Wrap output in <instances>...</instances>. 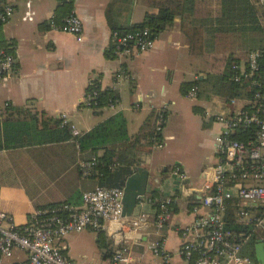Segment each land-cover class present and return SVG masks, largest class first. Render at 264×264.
<instances>
[{
	"label": "crops",
	"instance_id": "0c3cea01",
	"mask_svg": "<svg viewBox=\"0 0 264 264\" xmlns=\"http://www.w3.org/2000/svg\"><path fill=\"white\" fill-rule=\"evenodd\" d=\"M166 1L168 0H73L71 6H66L57 0H33L32 8L35 12V20L31 23L22 22L21 18L25 7L23 2H16L13 16L3 24L1 29V38L7 42L3 47L10 49L15 62L12 71L0 83V120H3L7 115H12L16 119V117L21 118L29 114L36 116L39 120L38 129H41L42 119L60 120L61 115H66L68 126L83 134L96 125L94 127L86 126V131H80L72 127L71 115L78 112L81 107H87L84 104V99L90 82L96 81L101 90L111 89L118 93V101L114 105L106 107L111 110H114V107L121 102L120 93L123 85L128 84L132 108L135 112L139 111L138 116L143 119L138 129L152 111L157 112L162 109L166 113V120L161 131L162 146L161 148L153 146L149 159L141 165L150 172L154 163L155 149H163L164 142H171L174 139L173 136L163 133L171 110L164 98L163 86L157 95L156 90L152 88L155 86V82L151 81L149 83L151 87L148 86L145 80L140 77L141 73L138 70H141V64L145 61L158 57L159 43L162 44V41L157 36L154 48L150 52L121 60L114 55L112 50L111 26H128L140 23L134 19L136 13L142 16L143 20L145 14L157 13ZM180 1L182 2V0ZM3 2L4 0L1 2V7ZM195 7L196 17L203 19L207 15L215 14L217 1L196 0ZM70 8L74 9L83 24L84 36L81 42H78L74 36L54 31L49 26L51 19L55 18L59 21ZM191 26L188 20L182 23L181 18H175L173 27L164 32L167 34L164 41L166 46H172L173 39L176 41L174 44L176 47L184 44L187 50L183 55L185 59H191V55L194 54L190 52V45H199L205 38L200 29L196 31L198 28L195 29ZM217 44L219 45V42ZM197 59L201 60V58ZM151 71H156V69ZM160 71L164 79L169 80L171 71L168 67L164 66ZM196 71H198L197 67L190 82L204 74V72L196 73ZM201 95H204L202 98L206 100L205 103L208 104L209 110L203 106H194L192 112H202V129L213 131L212 140L205 141L198 152L201 155L199 180L203 184L204 177L211 176L212 169L218 159L215 138L221 128L215 122L214 116L223 111L225 104L208 93L203 92ZM185 97L190 100L198 99L197 97L189 98L187 94ZM194 109L197 111L194 112ZM210 109L215 113H210ZM16 110H22V112L17 113ZM93 114H95L94 110ZM116 114L122 113L114 110L107 118ZM202 129V134L206 133ZM137 131L132 135L128 133V136L132 137ZM79 161H81L79 151L73 142L57 146L41 144L1 150L0 215L8 217L13 225L22 226L38 207L61 204L65 201L76 204L77 199V202H81L82 205L78 195L82 197L84 187L90 186V182L83 181L79 169L77 171L76 166ZM180 166V163H175L173 166L161 167L155 175H152V172L150 174L152 177L164 179L176 173L180 178V189L179 192L171 193L169 198L185 199L197 206L200 196L197 194L188 196L186 191L200 187L189 185V179ZM183 175L184 179L181 178ZM160 187L154 183L149 184L148 197L151 192L157 191L165 198ZM192 197L196 199H192ZM139 208L140 214L148 215L147 224L142 227L137 236L132 235L128 228H124L118 233H103L106 241L110 242V249L114 251L120 248H129L138 264H185L179 255L182 242L180 230L193 222L195 216L192 210L190 212L179 210L166 226L158 230L152 224L154 209L150 205ZM144 210L145 212H143ZM203 213L206 212H200V214ZM178 214H181L180 225L175 223V216ZM92 232L85 230L76 234L91 235ZM93 233H95V245H93L90 255L72 252L74 247V242L71 239L72 234L67 235L60 243L62 255L75 264H111L112 257L107 258L105 251L99 249L97 234ZM257 236L261 243L264 240V231L258 230ZM156 240H163V249L167 255L166 263L164 258L154 256L148 249L149 243ZM98 254L104 262L100 261ZM25 258L26 256L22 252L17 251L13 262Z\"/></svg>",
	"mask_w": 264,
	"mask_h": 264
},
{
	"label": "built area",
	"instance_id": "2783aa9c",
	"mask_svg": "<svg viewBox=\"0 0 264 264\" xmlns=\"http://www.w3.org/2000/svg\"><path fill=\"white\" fill-rule=\"evenodd\" d=\"M60 4L71 6L73 0H57ZM261 8L260 23L264 36V0H257ZM23 2L25 11L22 22L35 20L33 0H4L0 11V23L5 24L14 14L15 3ZM52 30L72 35L78 42L83 40V24L74 9L59 21H49ZM156 38L151 30L145 28L128 33H112L111 45L114 55L127 60L150 52ZM14 57L7 47H0V83L14 67ZM232 81L241 84L250 79L252 97L230 99L222 112L214 116L221 130L215 138L218 154L211 176L204 177L199 189H188V196L197 194L200 200L194 206L193 222L180 230L182 238L179 255L185 264H252L254 260L242 254L248 235L241 240L225 231L224 215L229 201H237L235 221L240 225L253 226V231H264V50L248 53L245 62L232 66ZM198 77L195 78V81ZM91 81L89 86H92ZM88 86V87H89ZM198 88L194 86L189 98L197 97ZM97 92L86 93L84 104L96 108ZM116 103V102H115ZM114 103V104H115ZM111 104L110 106L114 105ZM156 134H161L166 120L164 110L157 111ZM61 126H68L67 116L59 117ZM250 131L246 141L233 139L235 135ZM72 137L81 134L71 128ZM155 144L154 148H161ZM78 149V146L76 145ZM79 151V149H78ZM97 161H79L78 169L83 179L96 175ZM184 179V175L181 177ZM121 189L96 188L82 194L81 207L35 209L22 226L13 225L5 215H0V264H75L61 253L60 243L69 234L85 230L101 233H118L124 228L139 235L147 224L148 215L139 214L130 219L122 218ZM170 198H151L146 194L138 201L139 207L154 204L152 224L158 230L166 226L172 218ZM206 212L200 214V212ZM125 221V223H124ZM5 226V227H4ZM236 237V236H235ZM242 237V236H240ZM264 246V240L261 242ZM148 249L154 256L164 258L163 240L149 243ZM22 252L26 258L13 262L15 253ZM111 264H138L129 248L116 250ZM256 264H259L256 262Z\"/></svg>",
	"mask_w": 264,
	"mask_h": 264
},
{
	"label": "trees",
	"instance_id": "16d2710c",
	"mask_svg": "<svg viewBox=\"0 0 264 264\" xmlns=\"http://www.w3.org/2000/svg\"><path fill=\"white\" fill-rule=\"evenodd\" d=\"M216 1L215 14L199 19L195 14L196 0H182V2L180 0H168L163 3L157 13L145 14L140 23L128 26L112 25V33L124 34L147 28L157 38L161 33L173 27L175 18H181L182 23L188 20V23L192 25L191 27L198 28L196 31L200 29L205 37L199 45H190V52L194 53L196 58H201L199 65H204L208 71L204 72L197 81L182 83L180 92L185 96L196 86L198 88L197 98L204 92L217 98L223 104H227L230 99L234 98L250 99L253 93L249 85L250 79H244L241 84L233 82L234 71H232V66L245 62L250 51L264 50V36L260 27L261 8L257 0ZM1 2L2 0H0V11ZM2 26L3 24L0 23V47L7 44L1 38ZM192 36L195 37L194 34ZM216 41L224 49L223 53L217 52L219 45ZM93 91L97 92L95 99L97 107L92 108L95 114L96 111L109 107L119 99L117 92L111 89L101 90L96 81L87 88L86 93ZM196 111L194 109V112ZM16 112L20 113L22 110H16ZM157 116L158 113L152 111L132 137L128 136L127 122L122 114L107 118L79 137H72L71 128L61 126L60 120L42 119V128L38 129L39 120L36 116L26 114L21 118L16 117L14 119L12 115H7L3 120H0V151L41 144L57 146L73 142L74 146H78L81 160L90 161L95 158L97 161L96 175L83 179V181L90 182V186L84 187L83 191H93L97 188V183L104 181L113 169L120 166L138 167L147 162L153 146L162 143L161 134H156ZM249 132L245 131L235 135L233 139L246 141L247 137L250 136ZM76 167L78 171V166ZM78 197L81 201V195ZM149 197L159 198L163 196L154 191L149 194ZM77 201L76 204L65 201L61 204L36 208L62 209L64 206L77 208L81 206V202L78 203ZM172 201V216L179 210L190 212L194 207L185 199L175 200V197H172ZM157 207L154 204L152 208L156 209ZM226 207L225 231L231 234L236 241L248 235L249 237L243 245L242 254L254 260L256 245L261 240L253 231V226L236 223L235 212L239 207L237 201H229ZM96 234L99 240V249L105 251L107 258L112 257L116 250L110 249V242L106 241L103 233L96 232Z\"/></svg>",
	"mask_w": 264,
	"mask_h": 264
},
{
	"label": "rangeland",
	"instance_id": "374dc122",
	"mask_svg": "<svg viewBox=\"0 0 264 264\" xmlns=\"http://www.w3.org/2000/svg\"><path fill=\"white\" fill-rule=\"evenodd\" d=\"M134 19L136 22H141L142 16L136 13ZM166 35L164 32L159 35L162 44L159 43L160 51L158 57L145 61L141 64V70H138L141 73L140 77L145 80L148 86H150L149 83L151 81L155 82V86L152 88L156 90L157 95L159 89L163 86V91L165 90L164 98L167 100L171 110L163 133L164 135L173 136L174 139L171 142H164L163 149H155L153 153L154 163L150 172H152V175H155L161 167L165 168L173 166L175 163H180V168L189 179V185L201 187L202 183L199 180L201 155L198 152L205 141L208 139L212 140L213 131L211 129H202V112L193 113L192 108L194 106H203L209 110V107L205 103L206 100L202 98L204 95L199 96L198 99L190 100L179 91L181 83H187L192 80L195 68L198 67L200 61L196 58L197 56H193L195 54L191 55V59H185L183 55H185L187 50L184 44L182 43L176 47L174 39L171 41L172 46H166L164 42ZM223 51L224 49L219 45L217 52L221 53ZM164 66L168 67L169 71H171L169 80H165L160 71ZM153 69H156V71H151ZM206 71L208 70L204 65H199L196 73ZM120 96L121 102L114 107V110L122 113L127 121L128 133L132 135V133L137 131L143 119H140L141 117L138 116L139 111L135 112L132 108L128 84L123 85ZM114 110L104 108L97 111V114H93V109L81 107L78 112L71 115L72 127L80 131H86V126L94 127L107 118ZM209 112L215 113L212 109ZM201 129L205 130L206 133L202 134ZM180 217L181 214L175 216V223L177 225L181 224ZM71 239L74 242L72 249L74 254L82 252L85 255H90L92 253L93 245H95V233L92 232L91 235L72 234ZM98 258L102 261L100 254H98Z\"/></svg>",
	"mask_w": 264,
	"mask_h": 264
},
{
	"label": "water",
	"instance_id": "95a60500",
	"mask_svg": "<svg viewBox=\"0 0 264 264\" xmlns=\"http://www.w3.org/2000/svg\"><path fill=\"white\" fill-rule=\"evenodd\" d=\"M154 183L161 186V191L165 198H169L171 193L179 192L180 178L176 173L169 175L168 178L152 177L150 172L141 167L120 166L112 170L104 181L97 183V188L102 189H121L123 192L122 218L130 219L140 214L138 201L148 192V185ZM192 199H196L192 197ZM147 209H150V207ZM145 212V210L143 211ZM264 264V246L263 243L256 245L255 261L252 264Z\"/></svg>",
	"mask_w": 264,
	"mask_h": 264
}]
</instances>
